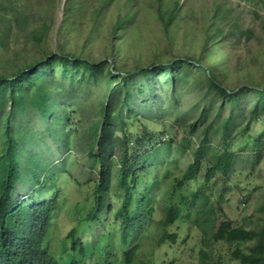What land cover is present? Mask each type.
I'll return each mask as SVG.
<instances>
[{
    "label": "rangeland",
    "instance_id": "obj_1",
    "mask_svg": "<svg viewBox=\"0 0 264 264\" xmlns=\"http://www.w3.org/2000/svg\"><path fill=\"white\" fill-rule=\"evenodd\" d=\"M56 54L99 63L102 70L81 64V73H64ZM46 56L54 62L37 65L47 72L35 79L43 77L51 90V116L43 119L31 102L38 82L27 83L23 110L0 97V124L11 123L25 159L33 154L58 172L54 179L67 201L51 230L56 256L59 244L69 247L64 237L74 225L76 202L94 207L102 164L90 153L107 149L112 211L100 215L116 221L123 205L124 157L127 169L138 171L129 177L140 180L136 189L153 187L156 213L147 214L141 235L133 238L139 242L134 264H264V94L258 91L264 88V0H0V75L10 77ZM210 75L236 95L223 97ZM197 153L196 171L184 178ZM223 153L232 155L228 172L209 174ZM36 187L19 184L16 196L31 198ZM198 195L213 207L201 227L194 223L196 200H183ZM173 204L184 208L182 217L190 215L186 227L165 224ZM222 223L258 235L217 240ZM118 225L106 231L114 239L104 234L100 241L120 244ZM165 229L178 232L175 243L158 242Z\"/></svg>",
    "mask_w": 264,
    "mask_h": 264
},
{
    "label": "trees",
    "instance_id": "obj_2",
    "mask_svg": "<svg viewBox=\"0 0 264 264\" xmlns=\"http://www.w3.org/2000/svg\"><path fill=\"white\" fill-rule=\"evenodd\" d=\"M130 19L131 16L124 17L118 24L119 28H123ZM54 57L58 58V62H61L65 66L64 73H81L82 71L79 68L81 64L86 65L93 72L102 70L99 63L94 64L90 60H83L79 57L73 58L61 54H56ZM53 62V58L46 56L36 61L35 65L21 69L10 77L0 75V97L2 96V100L13 99L16 107L23 110L27 99L25 85L27 83L33 85L38 82L37 91L31 98V102L39 110L41 117L48 119L51 116L52 110L56 108L52 104L51 90L45 87L43 77L39 81H36L35 78L37 75L40 76L42 72H47L38 69L37 65L43 67L47 64L51 65ZM171 63H175V61L163 65L161 69L168 68ZM71 64L74 69L68 68ZM113 70L115 69L109 68L108 73L115 76ZM126 75L122 76L123 80H127ZM210 78L212 86L219 89L223 97H233L236 95V89L228 90L222 88L213 75H210ZM7 91L9 95H3ZM258 91L264 94V88ZM13 92L18 93L19 96H12ZM9 116L11 117V115ZM67 119L70 120L71 117L67 116ZM58 120H61L60 116ZM11 129L12 125L9 121L0 124V138L3 140V147L0 150V264H62L67 261L64 257L60 258L55 255L51 243L47 240L50 229L58 220L59 214H61L62 205L67 201V197H63L61 194L62 189L54 179L58 172L53 167H49L51 162L45 163L43 159H37L33 154L28 155L29 158L25 159L27 154L25 151L19 149L21 143L16 141L11 133ZM107 132L105 127V141L110 135ZM105 141H103L104 143H102L101 147L104 146L106 148L108 146V143ZM90 156L101 158L97 163L102 164V177L101 181L98 182L92 191L95 202L94 207L89 209L81 201H78L72 212L74 225L66 236V238H69L71 250L68 251L67 255L70 260L69 264H121V262L134 264L139 242L136 240L134 243L133 238L138 234L141 235V231L147 220V214L154 215L156 213V208L152 203V195L154 193H151V190L153 187H150V190L148 188L143 189L141 192L138 191L136 185L140 180H136L134 177L133 179H129L130 176H136L138 171L127 169L128 160L126 157L121 159L123 163V167L120 169L121 188L125 196L122 207L115 213L117 216L116 221L112 220L110 222L106 216L100 215L101 213H107V211L111 213L112 211V207L107 205V188L110 182L108 177L109 171L105 170L107 149L99 153L91 152ZM198 157L199 153L196 154V161L190 165L184 178H188L189 175L194 174ZM133 165L137 166L141 165V163L136 161ZM231 165L232 155L230 153H223L218 157V161L210 169L209 174L219 169L227 173ZM60 168L58 167V170ZM60 173L70 174V171H60ZM42 175H44L43 179ZM19 184L23 186L25 184H34L39 187L33 190V195H31L33 197L22 200L16 196ZM22 190L27 194L32 192L29 188L25 187H22ZM43 193L47 194L45 198L41 196ZM136 194L140 196L135 197ZM207 199L204 195H198L195 199L189 197H184L183 199L184 203L188 205L196 200L197 217L194 223L196 222L197 225L213 212V207L208 205ZM183 209L175 204L170 205L166 213L165 224L168 226L178 223L181 227H186L190 215L182 217L181 212ZM104 221L107 222L106 225H103ZM117 224H120L118 226H121L120 228L122 229V242L120 244L111 241L107 243L101 242L100 240L104 234H107L106 236L104 235L105 239L113 237V234H109L106 231H113ZM199 226L201 227V223ZM99 228L104 229L105 232L103 235L97 237L98 231L96 230ZM257 235L254 231L243 227L232 228L230 224L226 223L220 224L214 232L215 239H225L230 242L253 239ZM177 239L178 232H170L165 229L161 233L158 242L160 244L167 241L175 243ZM119 247L122 249L123 255L120 253L119 255L115 254L117 250H121ZM89 258H92L93 261L89 262Z\"/></svg>",
    "mask_w": 264,
    "mask_h": 264
},
{
    "label": "clouds",
    "instance_id": "obj_3",
    "mask_svg": "<svg viewBox=\"0 0 264 264\" xmlns=\"http://www.w3.org/2000/svg\"><path fill=\"white\" fill-rule=\"evenodd\" d=\"M55 224H56V222H55ZM55 224H54V225H55ZM52 228H54V226H53ZM52 228L50 229V232H49V238L47 239V240H49V242L52 241V239H53V236L51 235V230H52ZM69 231H70V230H69ZM104 232H105V230L102 229L101 233H97V234H96L97 237H98L99 235H103ZM68 233H69V232H67V234H68ZM66 236H67V235H66ZM66 236L64 237V239L69 241V238H66ZM56 245H57V244H56ZM56 245H55V247H54V245L51 244V247H52V249L54 250L55 253L58 251V249H55V248H57ZM61 245H62V244H59V248L61 249V251H60L61 254L59 255V257H60V258H61V257H64L65 260L67 261V262H63L62 264H69V261H70V260H69V258L67 257V255H68V251H71V250H70V244H69L68 249L61 248ZM55 250H57V251H55ZM77 250H78V249H77ZM92 261H93L92 258H89V262H92Z\"/></svg>",
    "mask_w": 264,
    "mask_h": 264
}]
</instances>
